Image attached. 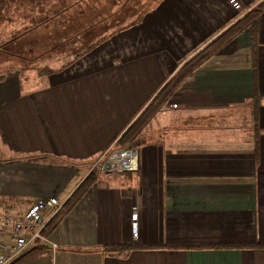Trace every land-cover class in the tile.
Masks as SVG:
<instances>
[{
  "label": "crops",
  "instance_id": "0c3cea01",
  "mask_svg": "<svg viewBox=\"0 0 264 264\" xmlns=\"http://www.w3.org/2000/svg\"><path fill=\"white\" fill-rule=\"evenodd\" d=\"M145 3L39 86L18 71L0 80V216L65 202L111 148L138 153L137 171L99 175L26 264H264V10L120 146L180 67L240 18L230 0Z\"/></svg>",
  "mask_w": 264,
  "mask_h": 264
},
{
  "label": "rangeland",
  "instance_id": "374dc122",
  "mask_svg": "<svg viewBox=\"0 0 264 264\" xmlns=\"http://www.w3.org/2000/svg\"><path fill=\"white\" fill-rule=\"evenodd\" d=\"M139 1L0 0V77L18 71L27 85L39 86L42 76L64 67L73 52L138 18Z\"/></svg>",
  "mask_w": 264,
  "mask_h": 264
},
{
  "label": "trees",
  "instance_id": "16d2710c",
  "mask_svg": "<svg viewBox=\"0 0 264 264\" xmlns=\"http://www.w3.org/2000/svg\"><path fill=\"white\" fill-rule=\"evenodd\" d=\"M77 2H81L82 0H76ZM84 2V1H83ZM139 7L142 5H138ZM143 8H150V4H145ZM146 10H138V14L140 15L144 13ZM264 10V0L260 1L255 8L251 11H248L243 17L238 18L234 24L225 29L221 34H219L216 38L210 41L205 47L195 53L190 59H188L177 71V73L161 88V90L157 93V95L152 99L150 104L145 108V110L139 115V117L135 120L134 123L128 128L126 133L120 138L119 144L120 146H125L129 144L133 139L139 135L143 129L149 125L154 116L159 112V109L168 101L174 91L181 85V83L193 72L199 68L203 63H205L210 57L216 54L224 45L233 40L239 33H241L246 28H252L255 25L256 19L260 15V13ZM125 25L122 24V26ZM121 26V27H122ZM119 27L118 29H120ZM118 29L116 31H118ZM92 29L89 30L91 33ZM115 31V32H116ZM113 32V33H115ZM112 34V33H111ZM109 35L99 36L95 41L88 42L86 48L83 49L82 52L77 53L73 52L74 58H79L84 52L88 49L92 48L99 42L103 41L105 37ZM17 37L12 39L15 40ZM89 39V38H88ZM88 41V40H87ZM85 41V42H87ZM8 41L6 43H10ZM51 49V51H54ZM2 50L0 49V52ZM15 56L14 54H11ZM46 71V70H45ZM47 72V71H46ZM51 71L49 70L48 73ZM43 73V71H42ZM47 74V73H46ZM3 76L0 77L2 80ZM101 175L97 172L90 173L85 180L73 191V193L66 199L63 203L62 207L58 210V212L52 217L49 223L46 225L43 230V235H48L51 231H53L57 225L60 223L62 218H64L70 210L78 203V201L83 197V195L87 192V190L92 186V184L97 180V178ZM128 249H121V251H127ZM48 252V249L44 245H38L32 248L30 251L22 255L12 264H26L33 258Z\"/></svg>",
  "mask_w": 264,
  "mask_h": 264
},
{
  "label": "built area",
  "instance_id": "2783aa9c",
  "mask_svg": "<svg viewBox=\"0 0 264 264\" xmlns=\"http://www.w3.org/2000/svg\"><path fill=\"white\" fill-rule=\"evenodd\" d=\"M240 17L246 14L241 5L230 0ZM173 108L176 105H172ZM138 153L131 148H111L90 166V172L100 174L132 173L138 169ZM64 201L57 197L40 198L28 206L26 212L17 219L0 216V236L8 241H0V264H12L30 249L38 245H48L42 234L46 225L62 207ZM131 238L138 237L137 215H131ZM54 249L55 246H52Z\"/></svg>",
  "mask_w": 264,
  "mask_h": 264
}]
</instances>
